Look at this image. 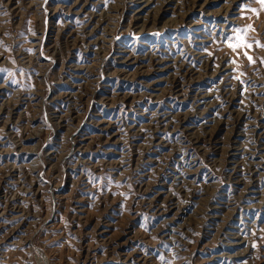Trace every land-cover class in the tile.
I'll return each mask as SVG.
<instances>
[{"label":"rangeland","instance_id":"374dc122","mask_svg":"<svg viewBox=\"0 0 264 264\" xmlns=\"http://www.w3.org/2000/svg\"><path fill=\"white\" fill-rule=\"evenodd\" d=\"M0 264H264V4L0 0Z\"/></svg>","mask_w":264,"mask_h":264},{"label":"snow or ice","instance_id":"6c2138e0","mask_svg":"<svg viewBox=\"0 0 264 264\" xmlns=\"http://www.w3.org/2000/svg\"><path fill=\"white\" fill-rule=\"evenodd\" d=\"M260 3H261V4H264V0H260ZM254 11H255V10H254ZM231 46L235 48L237 45H231ZM249 46H250V45H249ZM249 59H251V57H249Z\"/></svg>","mask_w":264,"mask_h":264}]
</instances>
